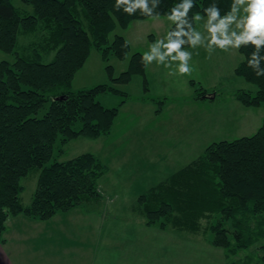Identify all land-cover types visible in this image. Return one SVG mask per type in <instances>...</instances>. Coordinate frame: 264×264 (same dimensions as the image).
Here are the masks:
<instances>
[{
	"label": "trees",
	"instance_id": "16d2710c",
	"mask_svg": "<svg viewBox=\"0 0 264 264\" xmlns=\"http://www.w3.org/2000/svg\"><path fill=\"white\" fill-rule=\"evenodd\" d=\"M19 1L0 0V50L14 56V60L0 61V242L6 241L11 216L48 220L100 196L99 180L108 172V164L89 151L61 158L65 145L81 136L95 139L112 132L126 99L107 107L98 96L111 92L128 97L116 83L128 84L140 75L144 91L149 90L143 52H133L118 75L109 61L112 57L124 60L132 50L123 34L114 33L116 29L153 17L141 15L140 10L134 15L116 11L115 0ZM213 2L224 15L232 0H195L189 16L203 13ZM148 3L153 8L154 0ZM178 3L160 0L153 12L167 16ZM24 37L28 42H22ZM92 48L108 63L113 83L74 89V77ZM253 51L251 44L241 46L242 59L234 70L256 86L255 91H235V98L245 106L264 105V76L258 77L247 66ZM195 91L196 98L209 93L202 85ZM63 95L67 97L60 98ZM141 99L157 104V112L167 101L166 97ZM33 171L37 185L31 201L25 203L22 180ZM133 209L144 215L147 224L201 234L225 250L227 264H252L250 256L242 260L236 255L264 239V117L251 135L210 143L190 163L139 194ZM260 249L264 261V242Z\"/></svg>",
	"mask_w": 264,
	"mask_h": 264
},
{
	"label": "crops",
	"instance_id": "0c3cea01",
	"mask_svg": "<svg viewBox=\"0 0 264 264\" xmlns=\"http://www.w3.org/2000/svg\"><path fill=\"white\" fill-rule=\"evenodd\" d=\"M151 39L154 44L155 36ZM185 50L192 53L189 61L191 69L197 65V57L205 60L210 56L209 53L206 56L203 47H188ZM175 64L172 69L158 62L147 64L148 92L152 91V80L167 85L181 77L184 83L191 81L190 84L193 85L194 78L191 79V74H179ZM194 98L197 99L196 95ZM136 101L141 106H151L153 120L162 118L164 110L157 113L154 105H150L153 101L141 98ZM171 104L175 103L167 102L165 106L169 108ZM142 110L144 107L138 109L139 112ZM200 112L205 116L203 111ZM194 118L195 115L185 120L175 114L157 121L167 125L173 134L181 133L175 138L173 145L169 144L175 150L168 152V158L163 152L165 146L161 141L146 140L145 134L150 126L141 123L133 131L134 125H127L121 134L115 136V127L118 125L115 122L111 133L96 138L103 141L97 152L92 151L109 166L108 172L99 180L100 192L108 200L95 205L76 206L68 211L58 212L48 220L23 214L9 217L5 231L6 241L0 242V264H211L212 259L210 262L205 259L198 261L199 254L195 250L198 246L206 252L207 246H213L204 236L202 240H198L191 234H201L147 224L144 215L133 209L139 194L174 172L171 165L188 164L198 156L193 151L204 140L201 126L205 120L197 123ZM158 129L159 126L151 128L152 131ZM149 149H152L151 156ZM160 149L162 152H159ZM174 151L175 156L172 155ZM23 193L24 202L29 203L24 199ZM157 235L160 236L159 239L151 238ZM151 240L158 243L154 242L150 246Z\"/></svg>",
	"mask_w": 264,
	"mask_h": 264
},
{
	"label": "rangeland",
	"instance_id": "374dc122",
	"mask_svg": "<svg viewBox=\"0 0 264 264\" xmlns=\"http://www.w3.org/2000/svg\"><path fill=\"white\" fill-rule=\"evenodd\" d=\"M19 2V0H14L15 4H19ZM170 25L171 22L167 20V16H162L158 18L153 17L142 20H134L126 29L117 28L114 33L123 34L130 42L132 50L124 60L117 57H112L110 59L109 63L114 66L115 75L120 74L127 68L129 58L133 52H149L150 46L153 44L151 37L154 35L155 40L165 37ZM196 28L197 30L203 31L202 22H197ZM113 34L111 38L113 37ZM22 40V42H28V38L24 37ZM207 55L208 52L206 51V56ZM197 58H199L196 62L197 65H194L195 67L192 68L190 76L191 79L194 78L195 85H191V81L184 83L181 80V77H179L178 80L174 79L173 83H168L167 85L152 80V91L146 93L143 87L142 76L136 75L128 84L116 83L117 87L129 93L128 97L111 92L100 94L98 96L99 100L107 107L118 106L123 99H126V106L121 107V111L116 118L117 120H115L118 125L115 127L114 135L116 136L123 129H126L127 125H134V131L141 123L147 124L150 127L145 134V136H147L146 140L150 142L161 141L165 146L163 152L165 153L166 158H168V152L170 150H175L171 149L169 144L171 145L172 143L173 145L175 138H178L181 133L173 134L172 131L170 132V128L167 125L157 123L159 119L162 120L164 117L170 118L176 114L177 117L189 120V118H192V116L195 115L194 119L197 123L205 120L201 126V130L204 132V140L199 142L197 147H195L193 151L195 156H199L212 142L224 139L231 140L240 136L251 135L256 132L264 117V105L245 106L234 96L235 91L239 88H248L253 91L256 90V86L254 84L245 81L234 72L236 65L239 63L238 61L242 59V54L238 50L234 49H231L228 52L216 49V51L209 57L207 56L205 60H201L200 57ZM1 60H14V56L11 53L0 50V61ZM208 60L212 61L209 63L207 62ZM155 62L156 61H153L151 64L153 65ZM107 64L108 63L103 60L100 51L96 48H92L85 65L78 70L74 77L73 88L79 89L83 87H90L103 82L113 83L110 80V76L108 75L106 69ZM150 70L151 69L149 67L148 71ZM164 70L167 71L166 68H164ZM161 80L162 79H160V81ZM199 85L207 88L209 93L213 94L214 97L208 96L201 97V99H195V88H198ZM166 86L174 87L176 89L171 90ZM142 96H155L158 98L168 96L166 103L175 104H171L169 108L164 106V114L162 118L153 120L154 113L150 110L151 106H141L138 104V101H136ZM152 103L153 104L150 105H154L156 108L157 104L154 102ZM143 107L144 110L139 112L138 109L141 110ZM44 111L45 109H42L39 112V115H42ZM200 111H203L205 116H203ZM119 125L122 127H119ZM153 126L154 128L159 126L158 131H152L151 128ZM133 133L136 134L135 132ZM144 138L142 140H144ZM106 139L108 140L109 138ZM101 141L103 140H96V138L93 139L83 136L73 139L65 145V152L63 155L61 154V158L76 156L80 153L88 151L97 152L102 143ZM151 151L152 149H149V156L152 154ZM159 152H162V149H160ZM58 153V149L56 148L55 154L58 155ZM175 154L176 151L172 153L173 156H175ZM177 164L178 165H171L173 171L177 170L181 166H184L185 163ZM37 176V172L33 171L28 176L23 178L22 182L25 184L23 197L25 200L31 201L32 193L37 185ZM107 200V197L100 194V196L87 200L81 205H95L97 203L106 202ZM191 235L192 237H195V239H203L202 235ZM151 238L155 240L159 239L160 236H151ZM154 242L156 241L151 240L150 246H152ZM263 242L264 239L255 242L248 248L242 249L236 255V258H241L243 260L250 256L252 258V264H264V261L261 260L262 251L260 249V245ZM195 250L199 254L198 261L205 259L207 262H210V259H212L211 264H227L228 262L225 250L221 247L207 246L206 252H204L203 248L197 246Z\"/></svg>",
	"mask_w": 264,
	"mask_h": 264
},
{
	"label": "clouds",
	"instance_id": "9594fccd",
	"mask_svg": "<svg viewBox=\"0 0 264 264\" xmlns=\"http://www.w3.org/2000/svg\"><path fill=\"white\" fill-rule=\"evenodd\" d=\"M160 6V0H154L153 8H149L148 0H115L116 11L123 9L128 15H134L140 10L146 17H159L153 9ZM196 7L195 0H180L167 14L171 27L166 36L157 39L150 46V51L145 53L142 61L151 64L153 61L172 69L175 62L176 71L181 75H190L189 61L192 53L184 50L188 45L193 49L203 47L211 55L216 49L228 52L239 49L249 44L254 46V51L247 58V66L255 74L264 76V0H232L230 10L221 15L217 3L213 2L203 8V13L197 12L189 16ZM202 22L203 31L197 30L194 24ZM175 74V73H170Z\"/></svg>",
	"mask_w": 264,
	"mask_h": 264
},
{
	"label": "water",
	"instance_id": "95a60500",
	"mask_svg": "<svg viewBox=\"0 0 264 264\" xmlns=\"http://www.w3.org/2000/svg\"><path fill=\"white\" fill-rule=\"evenodd\" d=\"M214 97V95L213 94H210V93H207L206 94V97ZM67 96L66 95H63V96H61L60 98H66Z\"/></svg>",
	"mask_w": 264,
	"mask_h": 264
}]
</instances>
